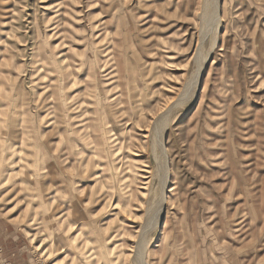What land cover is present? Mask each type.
<instances>
[{
	"label": "rangeland",
	"instance_id": "1",
	"mask_svg": "<svg viewBox=\"0 0 264 264\" xmlns=\"http://www.w3.org/2000/svg\"><path fill=\"white\" fill-rule=\"evenodd\" d=\"M0 217L26 264H264V0H0Z\"/></svg>",
	"mask_w": 264,
	"mask_h": 264
},
{
	"label": "crops",
	"instance_id": "2",
	"mask_svg": "<svg viewBox=\"0 0 264 264\" xmlns=\"http://www.w3.org/2000/svg\"><path fill=\"white\" fill-rule=\"evenodd\" d=\"M22 236L16 226L0 217L1 260H8L12 264H26L28 248L25 240L19 241V238Z\"/></svg>",
	"mask_w": 264,
	"mask_h": 264
},
{
	"label": "bare ground",
	"instance_id": "3",
	"mask_svg": "<svg viewBox=\"0 0 264 264\" xmlns=\"http://www.w3.org/2000/svg\"><path fill=\"white\" fill-rule=\"evenodd\" d=\"M155 142L156 141L153 140V142H152V149H154L155 161H157L158 156H157V153L155 151V149H157ZM158 146H160L159 149L163 153L164 150L162 148L161 143H159ZM161 166L164 167L163 165H161ZM166 173H167V171H166ZM153 174H154V176H153ZM156 176L161 177V175L155 169H154V171L151 168H148V167L145 168V169H143V175H142V185L143 186L142 187H143L144 190H146V188L148 190V188L150 187V185L152 184V182L154 181V178ZM162 181L163 182L161 183V189L164 188V185L166 183V181L164 179ZM147 190H146V192H147ZM146 192L144 193V195H146Z\"/></svg>",
	"mask_w": 264,
	"mask_h": 264
}]
</instances>
